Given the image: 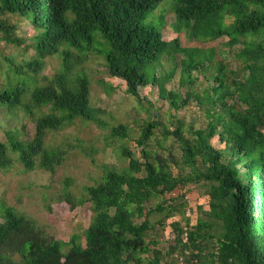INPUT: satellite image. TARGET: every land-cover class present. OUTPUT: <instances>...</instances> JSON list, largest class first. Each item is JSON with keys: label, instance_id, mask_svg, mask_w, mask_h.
Segmentation results:
<instances>
[{"label": "trees", "instance_id": "trees-1", "mask_svg": "<svg viewBox=\"0 0 264 264\" xmlns=\"http://www.w3.org/2000/svg\"><path fill=\"white\" fill-rule=\"evenodd\" d=\"M161 1L0 0V43L34 52L20 63L3 60L0 113L16 126L4 130L5 141L0 138V170H9L16 155L25 171L54 174L65 151L45 147L48 132L77 118L108 128L100 118L104 111L89 105L83 66L90 53L102 57L95 45L103 40L107 75L123 81L129 97L141 104L147 99L140 91L157 86L171 110L193 102L199 113L190 124L175 115L163 124L149 115L134 140L139 157L122 146L127 166L104 167L100 181L80 196L69 190L71 180L64 182L59 202L71 210L90 204L84 241L79 235L66 243L48 237L1 206L0 264H264V0H174L170 30L176 36L170 41L163 37L166 12H156ZM16 18L32 28L30 38L18 35ZM181 34L212 47L184 46ZM222 38L227 41L218 50L214 43ZM55 55L60 67L40 78L46 59ZM163 57L173 68L162 75ZM26 116L35 125L28 141L21 138ZM129 135L126 125L110 128L120 142ZM189 185L208 199L195 224L184 195L166 198ZM173 218V243L163 251L161 236Z\"/></svg>", "mask_w": 264, "mask_h": 264}, {"label": "rangeland", "instance_id": "rangeland-1", "mask_svg": "<svg viewBox=\"0 0 264 264\" xmlns=\"http://www.w3.org/2000/svg\"><path fill=\"white\" fill-rule=\"evenodd\" d=\"M173 4L174 0H162L156 9V12H166L167 28L163 31V37L166 41H170L176 36L170 30V25L174 21ZM15 21L19 24L18 35L20 37L28 39L33 35L32 28L23 19L16 18ZM93 35L101 38V34L97 31L93 32ZM181 39L184 46L212 47V43L201 44L200 42L189 41L183 34H181ZM226 41L227 39L222 38L214 45L218 50H224L223 44ZM103 43L95 45L97 50H102V57L90 53L83 66L86 68L90 79L89 105L91 108H99L104 111V115L100 118L107 123L108 128L97 127L94 123L86 124L80 118H77L73 124L66 125L53 133L48 132L45 147L50 151L61 147L65 151V160L56 168L54 174L40 169L25 171L21 163L17 161L16 155H12L14 164L9 170H0V208L1 206L11 207L15 213L30 219L36 228L46 236L65 243L73 235L81 236L84 241V232L91 221L89 203L71 210L66 202L57 200L62 194L66 180L72 181V185L69 187L71 193L80 196L84 187L94 185L100 181L104 167L122 169L127 166L128 161L121 156L120 148L122 146L129 148L136 157H139L140 151L134 140L139 134V127L148 120L151 114H157L158 119L163 124L168 123V120L174 115L183 119L186 124H190L194 117L199 114L193 102L177 113L171 110L167 103L158 98L157 86H148L140 91L141 96L147 99L141 104L129 97L124 82L107 75L103 60L109 47L104 40ZM33 55L34 52L31 49L25 52L8 47L4 42H1L0 86L5 81L2 65L4 58H11L16 63H20L29 60ZM57 56L46 59L43 70L38 74L40 78L50 77L57 71L60 67V60ZM180 59L178 57L177 61ZM172 68L173 63L163 57L158 72L162 75L168 74ZM178 74L179 69L176 72L175 80H177ZM147 75L149 79L152 78L150 70ZM171 88V83H168L167 89ZM181 91L183 92V90ZM4 112L5 115L2 114V116L0 113V138L2 141L6 140L4 130L16 126L14 123L7 125L9 116L6 111ZM43 112L49 113L50 111L43 108ZM22 115L20 113L19 116ZM22 121L25 124V130L21 138L25 141L31 140L34 137L35 125L27 116L22 117ZM200 123V120L197 121L196 126H199ZM120 124L128 126L130 130V139L124 142L110 137V128ZM168 143L172 144L171 140H168ZM177 195H184L188 202L189 211L187 216L190 217L191 224H195L197 216L200 215L199 208H202V211L208 210V199L203 189L198 186L189 185L184 189H178L166 198L169 199ZM175 220H178V218L166 222V228L162 233V241L159 245V248L163 251L173 243L170 224ZM67 249L65 248L64 252Z\"/></svg>", "mask_w": 264, "mask_h": 264}]
</instances>
